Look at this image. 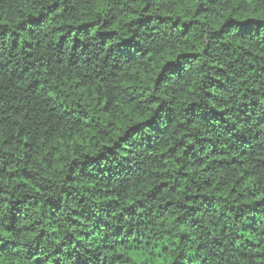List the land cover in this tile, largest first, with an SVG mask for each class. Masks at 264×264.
Listing matches in <instances>:
<instances>
[{"label":"clouds","instance_id":"1","mask_svg":"<svg viewBox=\"0 0 264 264\" xmlns=\"http://www.w3.org/2000/svg\"><path fill=\"white\" fill-rule=\"evenodd\" d=\"M0 25V169L13 162L0 186L21 169L34 177L8 184V199L30 200L0 259L76 264L106 245L167 244L165 264H256L264 0H0ZM7 212L0 193V231Z\"/></svg>","mask_w":264,"mask_h":264},{"label":"trees","instance_id":"2","mask_svg":"<svg viewBox=\"0 0 264 264\" xmlns=\"http://www.w3.org/2000/svg\"><path fill=\"white\" fill-rule=\"evenodd\" d=\"M244 22V21H241ZM185 23H187V21H185ZM0 27H7V25H0ZM77 27H82V25H77ZM186 54H193V53H186ZM170 62H174V61H170ZM250 67H255V65H252ZM25 72L27 71V69L24 70ZM221 72L224 71L223 68L220 69ZM31 87V86H30ZM5 91H7V88L4 89ZM250 91L255 94L256 90L255 89H250ZM189 107H191V105H189ZM247 110V109H246ZM37 115H40V113H37ZM213 117L215 116V113L210 114ZM221 116H223V113H221ZM141 123H143L144 121H140ZM217 123H222V120H216ZM17 123H20V121H17ZM22 131V129H21ZM247 139V138H246ZM5 143H7V141H5ZM25 147H27L28 145L25 143L24 145ZM169 152L172 151V149H168ZM256 151H259V149H257ZM247 153L245 152H241V156L246 155ZM10 155V154H8ZM98 155V154H97ZM163 156H166L167 153H162ZM93 159L95 157H92ZM233 162H236V157H233ZM12 161L11 160H4L3 161V171H6L9 167L12 166ZM178 163V161H177ZM244 164V161L241 160L237 163V167H239L240 165ZM105 175H108V173H105ZM188 173L185 172L182 174V178L187 177ZM125 176L129 177V178H133L130 176V174L125 173ZM7 183H4L3 186H0V193L4 194V199L8 205V212H7V224L5 225V227L3 228L2 231H0V240H6V234L11 233V234H15L13 231V227L14 225L18 222L19 217L23 214L24 211V206L25 203L30 200V197L25 198V200H20V199H8V184H15V188L19 189L20 187H25L27 188L29 183L33 181L34 177L33 174L30 173L27 169H21L20 170V174L17 175L15 173L10 174L7 178ZM241 180L244 179L243 176H241L240 178ZM240 181H237V184H239ZM162 184H167V181H163ZM43 188H40V191H43ZM175 190L178 191V188H176ZM155 189H149V193H146V195H149L151 192H154ZM233 192L236 191V188L232 189ZM36 195L39 196V191L36 192ZM159 195V194H158ZM201 195H203V192L201 190ZM219 199H223L224 197H218ZM186 202L183 205V209H190L193 207V202L191 201L190 197H186L185 198ZM217 199V197H211V196H205L203 198V200L205 201H212ZM110 204L112 203H119V201H112L111 199H109L108 201ZM203 203V201H201ZM142 201L137 199L135 201H131L128 202V207L129 209H135L137 204H141ZM173 203L172 200H169L167 202V204H161L160 207L161 208H167L169 205H171ZM254 203L256 205H260L261 203H264V201L261 200H255ZM177 204H179V202H177ZM253 205L248 204L246 205V207L251 208ZM51 207V206H49ZM236 207H239V205H236ZM182 209V210H183ZM208 210H212L211 206H209ZM199 213V209H197V211L193 212L192 215L193 217L197 216ZM73 214L75 215V209L73 210ZM121 215H123V213H121ZM134 215V213H133ZM179 219V218H178ZM249 219H251V217H249ZM145 220H147V217H145ZM247 231H249V234H251V229H246ZM43 233H41L42 235ZM39 238V237H37ZM87 234H85V239H87ZM168 234L166 233L164 236V239L167 240ZM182 239V237H181ZM7 243H15L14 241H7ZM175 243V241H173ZM81 242L77 241L76 243V247H79ZM245 243L248 246L254 247V248H259L260 245L257 244L255 241L252 240H245ZM39 246H37L38 249ZM168 248V245L165 244L163 246L158 247L157 253L154 255L152 252H146L143 248L140 247H128V248H111L109 246H105L104 247V251L103 252H99L95 254V257L93 255H91L92 250L88 249V253L89 255L87 256V258L82 259L79 255L77 256V260H76V264H90L91 261L95 260L96 264H104L105 261H107L109 258L107 256H105V252L111 253L112 256V260L114 262H119L120 260H123L125 262V264H165L163 257L160 255V253H165V250ZM0 250H3V246L0 245ZM32 256L36 257V259H40V254L38 253V250H34L32 251ZM247 256L246 252H242L240 253V257L241 259H245ZM30 257H25V259H29ZM69 259H71V256H69ZM217 259H219V257H217ZM19 264V261L17 258H7V259H0V264ZM33 264H35V261H33ZM172 264H176L175 261L172 262ZM201 264H203V261L201 262ZM256 264H264V252H256Z\"/></svg>","mask_w":264,"mask_h":264}]
</instances>
